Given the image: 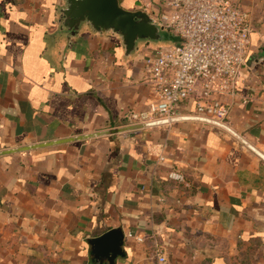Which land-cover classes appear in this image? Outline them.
Instances as JSON below:
<instances>
[{
	"label": "crops",
	"instance_id": "obj_1",
	"mask_svg": "<svg viewBox=\"0 0 264 264\" xmlns=\"http://www.w3.org/2000/svg\"><path fill=\"white\" fill-rule=\"evenodd\" d=\"M233 1L253 29L225 126L186 101L171 123L106 132L156 99L159 44L126 57L86 25L67 41L63 0H0V264H96L88 240L117 227L116 264H264V0Z\"/></svg>",
	"mask_w": 264,
	"mask_h": 264
},
{
	"label": "built area",
	"instance_id": "obj_2",
	"mask_svg": "<svg viewBox=\"0 0 264 264\" xmlns=\"http://www.w3.org/2000/svg\"><path fill=\"white\" fill-rule=\"evenodd\" d=\"M163 4L162 9L145 4L142 10L178 41L159 45L145 58L143 81L153 88L156 99L145 109L130 111L123 125L171 123L183 115L186 101L194 107L190 115L226 123L227 98L236 95L235 85L251 46L249 13L233 0H164ZM168 177L188 185L180 169H171ZM155 251L158 260L166 259L159 245Z\"/></svg>",
	"mask_w": 264,
	"mask_h": 264
},
{
	"label": "water",
	"instance_id": "obj_3",
	"mask_svg": "<svg viewBox=\"0 0 264 264\" xmlns=\"http://www.w3.org/2000/svg\"><path fill=\"white\" fill-rule=\"evenodd\" d=\"M60 19L55 35L71 41L80 33L83 26H89L97 33L112 32L117 35L124 49V55L130 57L141 42L173 41V34L142 9H128L119 0H63L58 8ZM181 118L177 117L173 121ZM206 121L225 126L223 123L203 118ZM166 120L151 121L129 125L106 132L166 123ZM125 233L119 227L112 228L101 235L91 237L88 242L96 264H116L119 256H124Z\"/></svg>",
	"mask_w": 264,
	"mask_h": 264
},
{
	"label": "rangeland",
	"instance_id": "obj_4",
	"mask_svg": "<svg viewBox=\"0 0 264 264\" xmlns=\"http://www.w3.org/2000/svg\"><path fill=\"white\" fill-rule=\"evenodd\" d=\"M171 41H164V42H159L160 44L159 45H165V44H168L170 43Z\"/></svg>",
	"mask_w": 264,
	"mask_h": 264
},
{
	"label": "trees",
	"instance_id": "obj_5",
	"mask_svg": "<svg viewBox=\"0 0 264 264\" xmlns=\"http://www.w3.org/2000/svg\"><path fill=\"white\" fill-rule=\"evenodd\" d=\"M173 41L177 42L178 41V37H174Z\"/></svg>",
	"mask_w": 264,
	"mask_h": 264
}]
</instances>
